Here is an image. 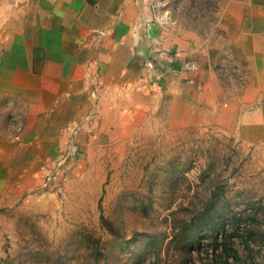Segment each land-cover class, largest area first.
Returning <instances> with one entry per match:
<instances>
[{"label": "rangeland", "instance_id": "obj_1", "mask_svg": "<svg viewBox=\"0 0 264 264\" xmlns=\"http://www.w3.org/2000/svg\"><path fill=\"white\" fill-rule=\"evenodd\" d=\"M152 1L161 48L196 64L175 76L214 67L220 97L237 102L234 123L216 110L172 126L159 100L134 108L110 96L109 125L90 114L82 138L83 121L67 124L21 196L0 202V264H264V137L246 120L258 103L244 97L231 51V17L262 12L234 0ZM239 42L235 57L252 66Z\"/></svg>", "mask_w": 264, "mask_h": 264}, {"label": "crops", "instance_id": "obj_2", "mask_svg": "<svg viewBox=\"0 0 264 264\" xmlns=\"http://www.w3.org/2000/svg\"><path fill=\"white\" fill-rule=\"evenodd\" d=\"M234 2L262 12L258 18L231 17L235 42L230 49L237 69L246 71L244 97L258 103L246 120L261 139L264 0ZM157 3L0 0V202L21 196L23 184L34 180L32 169L63 143L67 124L83 121L82 138L87 123L93 122L85 123L90 114L100 125H109L105 104L110 96H120L117 101L128 105L140 98L159 100L172 126L187 125L201 116L212 118L216 110L226 112L228 122L234 123L237 102L220 97L223 87L214 67L175 76L185 57L161 48L153 28L160 13L159 8L155 11ZM240 39L246 40L242 46L252 55V66L246 58L235 57ZM165 77L166 92L159 97ZM16 117L19 121L10 129L11 118ZM121 118L137 123L136 116Z\"/></svg>", "mask_w": 264, "mask_h": 264}, {"label": "built area", "instance_id": "obj_3", "mask_svg": "<svg viewBox=\"0 0 264 264\" xmlns=\"http://www.w3.org/2000/svg\"><path fill=\"white\" fill-rule=\"evenodd\" d=\"M156 5L158 6L159 3H157ZM154 20H160V18H154ZM148 64L152 65V63L150 61L148 62ZM195 67H196V64L192 60L183 61L181 63V66H180L181 69H192ZM73 126H74V130H75L77 127H79V122H73Z\"/></svg>", "mask_w": 264, "mask_h": 264}, {"label": "trees", "instance_id": "obj_4", "mask_svg": "<svg viewBox=\"0 0 264 264\" xmlns=\"http://www.w3.org/2000/svg\"><path fill=\"white\" fill-rule=\"evenodd\" d=\"M217 239L216 238H214V241H216Z\"/></svg>", "mask_w": 264, "mask_h": 264}]
</instances>
